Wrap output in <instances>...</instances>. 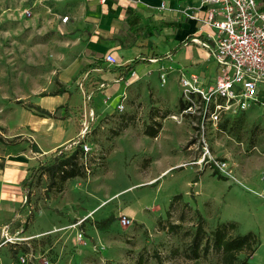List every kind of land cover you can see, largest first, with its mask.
<instances>
[{
	"label": "rangeland",
	"instance_id": "obj_1",
	"mask_svg": "<svg viewBox=\"0 0 264 264\" xmlns=\"http://www.w3.org/2000/svg\"><path fill=\"white\" fill-rule=\"evenodd\" d=\"M68 12L67 0H0V120L13 105L22 104L16 99L25 87H45L43 93L59 88V75L50 74V64L63 44L59 25ZM68 15L76 23L77 15ZM162 72L131 90L124 111L114 105L91 119L86 108L91 92L80 93L81 81L70 84L69 106L91 123L85 138L91 148L86 176L68 179L61 190L47 193L48 179L37 180L36 170L24 186V205L0 202V264H41L43 258L53 264H219L214 250L198 260L189 257L198 212L208 235L229 222L237 224L232 235L255 233L260 244L250 262L264 264L263 108L256 104L234 115L226 129L208 125L203 132L199 120L179 115L184 92L180 76L168 73L162 84ZM259 87L263 99L264 85ZM111 92L106 94L112 97ZM106 94L95 97V107L105 108ZM169 111L174 115L164 118ZM155 119L163 124L156 138L144 133ZM17 120L13 114L9 125ZM73 132L67 143L74 141ZM42 145L48 147V139ZM214 160L227 164L223 177L214 174ZM176 195L183 199L171 208ZM122 215L133 222L122 225ZM12 217L3 231L1 226ZM171 223L179 226L177 231L169 230ZM80 232L83 241L77 238ZM26 254L33 258L22 263ZM246 255L239 254L241 259Z\"/></svg>",
	"mask_w": 264,
	"mask_h": 264
},
{
	"label": "crops",
	"instance_id": "obj_2",
	"mask_svg": "<svg viewBox=\"0 0 264 264\" xmlns=\"http://www.w3.org/2000/svg\"><path fill=\"white\" fill-rule=\"evenodd\" d=\"M202 1L67 0L69 12L63 16L69 18L68 14L74 13L77 17H73L76 23L68 20L59 25L64 41L50 64V74L60 77H56L59 88L43 93L45 87H25L16 99L22 104L13 105V110L9 109L0 120V202L8 207L24 205L26 182L49 157L70 148L67 142L71 131L74 140H85L83 123L88 118H81L77 108L69 106L73 101L69 86L74 80L82 82L83 96L91 92L86 108L99 117L114 105L118 109L137 84L159 73L162 67L172 66L174 70L169 73L180 77L181 72L188 76L198 74L204 84L214 81L219 74L218 64L207 50L191 42L197 35L204 38L202 28L210 31L200 20L205 14ZM257 1L264 11V0ZM71 27H76V31ZM109 53L116 58L115 65L105 61ZM108 91H112V97L106 94ZM101 92L106 94L105 108L95 107V97ZM36 107L49 112L62 107V118L40 116ZM13 114L18 115V120L9 125ZM44 138L48 139V147L42 145ZM34 146L38 151H34ZM15 216L20 215L16 212ZM12 222L13 217L1 229Z\"/></svg>",
	"mask_w": 264,
	"mask_h": 264
},
{
	"label": "built area",
	"instance_id": "obj_3",
	"mask_svg": "<svg viewBox=\"0 0 264 264\" xmlns=\"http://www.w3.org/2000/svg\"><path fill=\"white\" fill-rule=\"evenodd\" d=\"M202 4L205 6V14L200 20L204 26L210 28V31L204 32L202 28L204 38L197 35L191 38V42L213 56L218 64L219 74L214 81L204 84L198 74L188 76L181 72L180 84L184 89V99L192 101L183 114L196 115L201 123V129L205 132L209 123H212V127L218 128V122L223 116H234L248 111L256 104L264 111V98L260 99L259 87L264 85V11L257 0H203ZM23 13L30 16L29 10H24ZM68 20V16L61 17L62 23ZM169 59L172 60L171 54ZM105 61L110 65L117 63L111 53L105 55ZM173 70L172 66L161 68V71H164L160 74L162 84L167 82V75ZM91 96L92 94L89 99ZM195 98L199 101L196 102ZM108 99L107 97L105 102ZM124 109L125 105L121 103L118 110L122 112ZM90 115V119L94 118L95 111L91 110ZM90 124L88 120L83 123L82 137L89 131ZM81 139L74 140L68 149L73 150L82 144L84 152L89 153L91 148ZM206 151L209 153L208 149ZM214 164L220 173L221 170L227 169L224 162L214 160ZM120 218L124 226L133 222L127 215ZM83 221L84 219H81L69 227H76ZM7 228L8 226H5L3 231ZM77 238L83 241V234L78 233ZM32 258V254H26L20 257V260L25 263ZM41 264L53 263L43 258Z\"/></svg>",
	"mask_w": 264,
	"mask_h": 264
},
{
	"label": "trees",
	"instance_id": "obj_4",
	"mask_svg": "<svg viewBox=\"0 0 264 264\" xmlns=\"http://www.w3.org/2000/svg\"><path fill=\"white\" fill-rule=\"evenodd\" d=\"M61 92L65 90H60ZM194 99V98H193ZM196 102L199 99L195 98ZM192 104V101L184 99L182 95L179 100V115H182L185 118H191L198 120V117L193 114H183V111ZM37 113L43 117H51V118H62L61 117V109L62 107L56 108L53 112H49L47 110L36 107ZM245 111H243L244 113ZM241 113V112H240ZM169 115H174L170 111L166 112L164 118ZM65 117V115H64ZM233 116H223V118L218 122V126H221L222 129H226L227 124L232 119ZM212 126V123H209ZM163 124L158 120H153V124H148L145 127L144 133L151 137H158L162 131ZM87 135V133H86ZM84 136L87 137V136ZM116 135H120V132H116ZM85 142V140H83ZM34 151H38V148L34 146ZM70 151V150H69ZM87 153L84 152L82 148V144H79L76 148L71 150L70 152L60 151L55 154L51 160L41 164L37 171L38 176L37 180L40 179L41 176H46L48 179V183L45 191L48 193L50 190L55 189L57 191L61 190L63 184L71 178L76 177H84L86 176L85 170V157ZM1 166V164H0ZM214 166V174H219L220 177H223L218 170V168ZM27 195V194H26ZM28 199V196H26ZM183 199L182 195H176L171 201L170 207H174V205ZM168 211V215H169ZM112 217L104 220L102 223H98V227L101 228L105 224H107ZM179 226L175 224H170L169 230L172 232L177 231ZM237 228V224L235 222L229 223H221L216 226L214 230L210 232V235L207 234V230L205 228V219L198 212V224L196 227V232L192 237V242L189 246V257L191 259L198 260L203 255L208 254L211 250H214L219 256V264H254L250 262V258L255 251V249L260 244L257 235L253 232H249L246 234H237L232 235L231 231ZM241 252H246L247 255L244 258H240L239 254ZM16 252L12 254L14 258ZM142 258V257H141Z\"/></svg>",
	"mask_w": 264,
	"mask_h": 264
}]
</instances>
